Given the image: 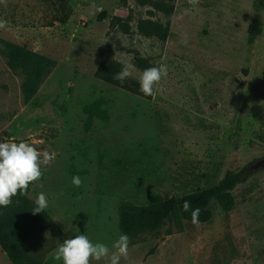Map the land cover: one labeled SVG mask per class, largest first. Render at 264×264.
<instances>
[{
  "label": "rangeland",
  "instance_id": "374dc122",
  "mask_svg": "<svg viewBox=\"0 0 264 264\" xmlns=\"http://www.w3.org/2000/svg\"><path fill=\"white\" fill-rule=\"evenodd\" d=\"M151 3L69 0V20L60 24L53 0H0V39L56 63L24 104L23 75L0 56V140L55 154L27 197L45 193L60 235L36 228L29 250L62 264L58 247L84 234L116 251L122 207L180 198L243 170L232 211L212 203L205 224L171 217L130 239L120 264H264V169L248 171L264 157V0H174L169 17ZM139 21L169 23L165 43L140 35ZM255 21L260 33L251 38ZM106 59L134 66L141 59L167 75L153 96L134 95L94 77ZM135 69L127 80L139 83L143 70ZM93 103L107 118L86 130L84 108ZM0 264H11L1 249Z\"/></svg>",
  "mask_w": 264,
  "mask_h": 264
},
{
  "label": "trees",
  "instance_id": "16d2710c",
  "mask_svg": "<svg viewBox=\"0 0 264 264\" xmlns=\"http://www.w3.org/2000/svg\"><path fill=\"white\" fill-rule=\"evenodd\" d=\"M53 1L56 3L58 22L65 24L70 17L69 0ZM133 1L140 7L148 6L151 3L150 0ZM168 1L171 4L167 5L166 2L151 4L155 6L156 10L169 17L173 13L174 0ZM103 19L104 16L100 20ZM137 32L146 38H154L160 43H165L169 34V23L163 25L159 22L139 21ZM259 33L260 27L255 21L250 25L248 34L251 38H255ZM0 56L4 58L10 72L23 75L21 96L24 104H28L34 99L44 79L56 66L53 60L36 54L24 46L2 39H0ZM134 64L139 70L144 71L149 68L146 62L141 59H135ZM123 66L120 62L106 59L99 65L94 77L112 87L143 96L139 83L128 80L121 83L114 78ZM100 107V103H93L84 108V113L87 115L86 130L90 129L93 119L106 120L107 114ZM242 173L243 170L227 171L215 185L197 188L180 198L162 199L158 196H151L147 206L122 207L118 220L120 235L127 234L132 239L141 234L157 232L171 217L193 223L191 209L185 212L182 208L184 201H190L193 209H200L198 224L209 223L212 220V203H215L222 213H229L235 205L233 191L246 180ZM31 186L25 195L18 193L12 198V203L9 206L0 208V249L11 264H48L32 256L27 237L32 230L39 227L50 228L60 235L45 210L42 213L33 214L35 202L30 201L27 197Z\"/></svg>",
  "mask_w": 264,
  "mask_h": 264
},
{
  "label": "clouds",
  "instance_id": "9594fccd",
  "mask_svg": "<svg viewBox=\"0 0 264 264\" xmlns=\"http://www.w3.org/2000/svg\"><path fill=\"white\" fill-rule=\"evenodd\" d=\"M135 70L133 64L127 63L114 78L123 83L132 76ZM166 75L167 68L165 66L144 70L139 80L140 91L144 97L153 96L154 86ZM54 159V153L47 151L41 153L29 143L0 140V208L9 206L12 203V198L18 193L25 195L29 186L42 177L41 166L49 164ZM72 183L79 187L81 185L80 177L74 176ZM47 207V196L41 192L36 197L32 212L39 214ZM182 208L185 212L191 209L193 223L198 222L199 208L193 209L190 201H184ZM129 242V236L121 234L112 245L116 251H111L106 244L93 243L86 235L79 234L64 240L56 250L54 259L62 261V264H91L92 261L100 262L105 259L110 264H120L121 258L128 257Z\"/></svg>",
  "mask_w": 264,
  "mask_h": 264
},
{
  "label": "water",
  "instance_id": "95a60500",
  "mask_svg": "<svg viewBox=\"0 0 264 264\" xmlns=\"http://www.w3.org/2000/svg\"><path fill=\"white\" fill-rule=\"evenodd\" d=\"M264 169V157L258 161H256L254 164H252L248 171H258Z\"/></svg>",
  "mask_w": 264,
  "mask_h": 264
}]
</instances>
